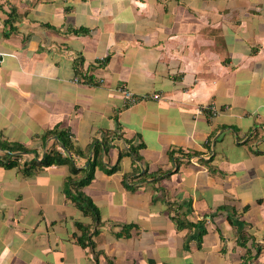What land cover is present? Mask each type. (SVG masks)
<instances>
[{"label":"crops","instance_id":"crops-1","mask_svg":"<svg viewBox=\"0 0 264 264\" xmlns=\"http://www.w3.org/2000/svg\"><path fill=\"white\" fill-rule=\"evenodd\" d=\"M0 53V264H95L81 191L98 264H264V0H0ZM49 130L112 136L87 185Z\"/></svg>","mask_w":264,"mask_h":264},{"label":"trees","instance_id":"trees-1","mask_svg":"<svg viewBox=\"0 0 264 264\" xmlns=\"http://www.w3.org/2000/svg\"><path fill=\"white\" fill-rule=\"evenodd\" d=\"M53 132L52 134H55L58 136L59 143L63 146L61 149H51L50 151L46 152L40 161L37 164L39 168L42 167H48L53 164H63L65 162H68V160L72 161L75 157V155L79 156H90L92 154V158L90 160V165L88 167H84L82 170H84L86 177L83 176L78 179H74V177H71L68 179V184H80L81 186L87 185L94 177V171L97 166H102L103 161L102 157L104 153L107 152V150L111 147L110 145V136L109 140L106 138L104 140H96L94 143L87 149V151H80V149H75L73 142L71 141L69 135L67 133H64L63 131H55V130H49L48 135ZM1 149L8 150V153L6 154V157L9 158L8 160H0V164L4 167H14L19 165L18 156L22 155L23 151H28L24 145L20 143H11L4 141L0 143ZM131 152L134 155L135 161H140L141 156L137 153V150L135 147L130 146L129 147ZM20 152V153H18ZM15 156V157H14ZM14 157V158H12ZM121 157V155H120ZM31 167L26 168V165L24 166V173L26 172L28 175H31L30 171ZM118 169L117 166L112 167L111 169H108L107 171L109 173L114 172ZM80 172V169L77 167H72V173L75 175H78ZM143 173L140 175L142 176ZM133 175L125 176V182L128 183V179H130ZM138 176V177H140ZM69 186V185H68ZM74 201H76V204H78L80 210L84 212L86 215H90L93 219L94 226L96 228L90 233V229L88 226H85L82 223H77V226L80 230H82V234L78 237V242L86 249L90 250L94 254V260L95 264H98L99 256L101 254H104L103 251L97 250V245L95 241L92 239V235L97 232V229L99 225L101 224V213L97 205L92 201L90 197L85 195L82 191L80 193H77L74 196ZM235 213H231L229 216V220L232 222L233 217ZM134 225H127L124 226L123 230L119 232L117 235L119 236H130L129 233L126 232V230H129L130 228H133ZM88 227V228H87ZM242 238H244V235H242Z\"/></svg>","mask_w":264,"mask_h":264},{"label":"built area","instance_id":"built-area-1","mask_svg":"<svg viewBox=\"0 0 264 264\" xmlns=\"http://www.w3.org/2000/svg\"><path fill=\"white\" fill-rule=\"evenodd\" d=\"M0 54H3V55H6V53H0ZM10 55H13V54H10ZM2 60L0 59V64H1ZM74 80L76 82L79 81V78H74ZM122 94L124 95L126 101L128 104H133L139 100H141L142 98H147V95H143L142 96H138L136 95L131 89L127 88L126 86H122L120 87L119 89ZM154 97H158V95H154ZM210 110L212 112L213 115L217 114L218 113V110L216 109V107L213 105V104H210V105H205V106H201L198 108V112H202L203 110Z\"/></svg>","mask_w":264,"mask_h":264}]
</instances>
